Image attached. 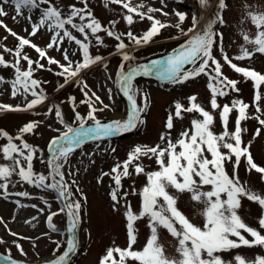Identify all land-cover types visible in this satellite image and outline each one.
Masks as SVG:
<instances>
[{
  "label": "snow or ice",
  "instance_id": "snow-or-ice-1",
  "mask_svg": "<svg viewBox=\"0 0 264 264\" xmlns=\"http://www.w3.org/2000/svg\"><path fill=\"white\" fill-rule=\"evenodd\" d=\"M79 3L82 6L73 3L65 11L53 0H0V17H9L5 6L11 5L15 13L11 19L17 21L18 17H23L29 22L31 28L30 32L28 28H24L23 31L27 33V37L22 36L9 28L3 19H0V28L18 41L14 48L0 44V49H2L0 67H10L14 70L11 79L0 75V84L9 83L12 98L22 96L25 101L22 105L15 106L0 103V111H30L47 101L48 97L43 85L48 81L36 78V73L42 70L53 72V68L49 67L51 65H55L58 69L54 75L64 80L59 88L62 89L68 83L75 81L84 97L79 103L86 105L88 109L86 115H82L77 110L76 98L69 97L74 113L73 123L69 124L59 105L53 104L47 108V114L54 113L65 130L57 129L59 134L52 137L47 145L49 155L46 173L37 172L34 169V160L42 150L24 140L25 134H34V131L41 125V121L27 122L18 129L16 136L7 130H0V139L7 141L0 145V155L5 161L0 163V196L29 197L31 195L26 190L10 192V185L15 183H25L40 190H50L55 194V199L62 202L63 207L57 211H50L46 215L47 228L52 232H57L59 229L53 222L54 217L63 213L68 218L66 232L69 235L66 248L60 253L62 245L54 241L56 243L54 257L47 260L45 264H70L71 254L79 248L77 232L81 221L82 200H86L87 197L83 195L77 180L69 179L79 171L77 169L73 172L70 158L87 142L102 141L117 134L127 133L145 123L144 115L149 105L148 95L142 92L134 82L137 77L153 75L171 84H183L202 75L207 77V88L211 93L210 105L213 110L220 109L223 131L217 134L212 130L215 122L214 115L198 103V96L193 94L187 98L189 101L187 107L179 100L174 102V112H169L166 118V131L160 135V141L166 142L164 146L161 143L155 146L136 145L129 152L126 160L116 162L110 172L101 173L98 183L107 176L115 185L109 193L113 202V210H117L116 205L122 199L126 201L124 215L128 243L124 248L108 247L101 257L100 264H128L129 261L136 262V264H264V255H257L250 260L237 254L232 261H226L220 255V253L242 246L264 248V232H262L264 212L258 219L259 229L248 225L239 215L242 199L245 198L257 203L264 210V193L242 182L238 174L243 160L246 164V171L250 173L254 170L264 181V166L254 161L250 151L251 142L246 144L243 140V134L247 132V129L242 127V122L255 119L260 125L255 130V136H259L261 128H264V118H262L264 107L261 106L264 104V92L261 91L264 87V72L258 71L251 65L242 67L233 62V60L252 61L257 54L264 55V10L259 8L253 10L251 6L245 5L246 12L241 23L250 20L256 31L252 35L249 31L242 29L244 43L240 46L239 54L230 58L221 44L223 33L219 32L216 27L225 23L223 13L229 7L228 0H218L213 16L200 31H196L200 19L197 16L192 17V25L186 31L181 27L187 18L186 13L175 12L178 17V23L175 25L162 22L157 18L155 13H160L165 17L169 15L164 11L165 0H160L161 7L159 8L146 5L144 0H140L139 3H134L133 0H104L105 7L109 4H116L126 10L122 18L129 26V30L125 32L116 31L117 20H110L105 26L89 7V0H79ZM210 3L211 0H199V5L204 9L210 7ZM25 10H27V15H25ZM34 10L38 11L36 21L32 20ZM136 17L141 22L145 19L151 22L150 27L139 35L131 30V26L137 22ZM172 26L179 29L182 35L189 36V33L192 35L164 58L129 65L127 69L125 64L121 63L113 82L129 102L126 117L103 122L98 113L110 109L111 105L104 103L100 95L91 91L86 80L77 79L83 71L104 59L99 54L91 53L93 40L96 46H104V40L99 33H106L108 37L117 41L115 48L122 61L131 62L135 60V57L125 51L128 47L125 38L136 46L147 45L153 42L163 29ZM44 29L49 34V40L42 47L33 42L31 37H36ZM74 32L79 33L80 37ZM3 40H7V36H4ZM66 41L77 46L76 51L80 53L79 59L70 58L69 50L63 47ZM26 47H30L38 54L36 59H32L24 51ZM217 49L225 64L241 74L245 81L253 82L254 96L251 104L239 98L222 106L218 103V98L227 97L230 93L238 94L240 89L238 80L231 79L223 73L224 65L215 55L214 50ZM49 50L59 52L63 62L61 59L50 56ZM76 51H73L71 56H75ZM4 53H8L13 59L6 60ZM22 61L26 62V68L22 66ZM103 67L107 68L108 65L105 63ZM107 92L111 100L112 89L108 88ZM28 96L33 98L28 100ZM138 97L142 102L138 103ZM250 108L255 109L252 115L249 114ZM233 111L237 112V116L234 130L230 131L229 117ZM184 113H196L200 118H193L190 121L191 127L183 129L178 139L173 141L171 131L174 128V120H182ZM96 147L99 148L98 143ZM111 151L115 152V148ZM87 155H92V153ZM142 157L149 159L155 157L158 170L145 172V166L140 163ZM228 163L232 164L231 174L226 168ZM130 167L134 168L137 176L145 174L147 177L146 185L140 190L142 200L141 210L138 213H135L131 204L127 203L129 193L124 191L122 195L119 194L123 188L122 180L132 175ZM13 176L18 177V180L13 181ZM205 186H209L210 190L204 191ZM169 188L177 193L188 192L194 202L204 204L205 207L200 213L205 218L202 227L192 223L178 208V196L170 194ZM135 193L136 189L133 187V194ZM15 203L20 208L26 207L19 199ZM44 203L51 208L47 200H44ZM31 207L37 208V205L33 204ZM38 211L44 213L45 209L39 208ZM143 218H147L150 235L142 249H134L133 246L138 238L135 224ZM35 219L37 218L32 217V220ZM27 222L31 223V221ZM4 223L3 218L0 217V224ZM5 227H7L6 224ZM161 228L166 229L177 240L178 258L167 255L164 245L159 240V229ZM7 231L14 238L19 235L10 229ZM243 233H247L251 239ZM4 243V239L0 237V244ZM12 243L17 247L21 256L27 255L17 240L14 239ZM7 253V255H0V264H23L21 260L12 257L10 248L7 249Z\"/></svg>",
  "mask_w": 264,
  "mask_h": 264
},
{
  "label": "rangeland",
  "instance_id": "rangeland-1",
  "mask_svg": "<svg viewBox=\"0 0 264 264\" xmlns=\"http://www.w3.org/2000/svg\"><path fill=\"white\" fill-rule=\"evenodd\" d=\"M54 3L61 6L65 11L69 5L76 3L77 6H82L79 0H53ZM134 3H139L140 0H133ZM218 0H211L210 7L207 9L202 8L199 5V0H185L183 3L176 0H165L164 11L169 15L167 17L162 16L160 13L154 15L162 22H168L171 25L178 23V17L175 12L186 13L187 18L182 24V28L186 31L192 25V17L197 16L199 24L196 31H200L213 16V12L217 7ZM144 3L149 6L161 7L160 0H144ZM229 7L223 13L225 20L224 24L217 25V30L223 33V40L221 42L224 52L229 57H234L239 54L240 46L244 43L242 39V29L249 31L250 34H255V27L251 24L250 20H246L243 23L246 8L245 5L251 6L254 10L259 8L264 10V0H228ZM196 5L199 9L191 7ZM89 7L93 10L95 16L107 26L110 20H117L116 31L125 32L129 30V26L123 20V15L126 14V10L116 4H109L105 7L104 0H89ZM5 10L9 12V17H0L8 25L9 28L16 31L19 35L26 36L27 33L23 31L24 28H28L31 31L29 22L23 17H18L17 21L11 19L14 15V10L11 5H6ZM146 10V9H145ZM25 10V15H27ZM38 18V11L33 12L32 20L36 21ZM131 26V30L139 35L143 31L150 27V21L147 19L142 22L139 18ZM80 37L79 33H75ZM99 35L104 40V46H96L93 40V46L90 51L93 55L99 54L104 59L97 65L92 66L90 69L81 73L80 77L87 81L91 91H95L101 96L102 100L106 104H110V109H106L102 113H98L99 118L103 122H108L112 119L125 118L126 114L121 117L116 115L127 113L129 105L127 104L126 97L120 93L117 86L114 84L118 66L121 63L125 64V67L129 65H135L140 63H147L153 59H161L166 57L172 52V50L178 47L181 43L189 38V36L182 35L176 27H167L163 29L153 42L136 46L125 38V43L128 47L125 49L129 54L135 57L134 61L123 62L120 54L116 51L115 45L117 41L114 38L108 37L106 33L101 32ZM7 36V40H3V37ZM33 42L40 46L47 44L49 40V34L46 29L42 30L36 37H31ZM18 41L9 35L3 28H0V44H4L9 48H14ZM63 47L69 50L70 58L77 60L80 58L79 51H76L77 46L74 43H68L67 41ZM251 48V46H249ZM2 51V49H0ZM32 59H36L38 54L26 47L24 50ZM76 51L75 56H71V53ZM218 59H221L220 51L214 50ZM5 59H13L8 53H4ZM49 55L57 59H61L59 52L55 50H49ZM44 62V61H41ZM238 66L246 67L251 65L258 71L264 72V55L257 54L252 61H236ZM108 67H103L104 64ZM223 66V73L231 79L239 81L238 87L240 92L230 93L227 97L218 98V103L222 106L226 103H230L233 99H243L249 104L253 101L254 88L253 82L245 81L241 74L232 70L221 59ZM24 68L27 67L26 62H21ZM53 68V72L40 71L36 73V78L48 81L43 85V88L47 94V101L38 105L35 109L30 111H0V130H7L13 136L17 135L18 129L24 124L30 121L39 120L41 125L34 131V134H25L24 140L28 143L38 146L42 152L38 153L37 158L34 160V169L37 172H47V157L49 155L47 151V145L52 137L58 135L56 131H64V126L56 119L54 113L47 114V108L51 105H59L64 113L67 123L72 124L74 120V113L72 111L71 102L69 97L74 96L76 98L77 110L82 115H86L87 106L80 104L79 101L84 99L81 93V89L76 85L75 81L68 83L64 88H59L60 84L64 83L63 78L54 75L57 71L55 65L49 66ZM14 70L12 68L0 67V75L7 79L13 77ZM111 76V79H109ZM207 77L201 76L196 79L189 80L183 84H171L166 81H161L158 77L142 79L138 78L134 82L144 93H147L149 99V105L146 114L144 115L145 123L138 125V127L126 135L117 134L112 137L105 138L102 141H90L87 142L82 149H77L76 152L70 158V165L73 172H76L74 177L69 179H76L78 186L80 187L86 200H82L81 221L79 230L77 232L79 248L71 254L70 264H100L101 257L106 253V249L110 246H119L121 248L127 247V229L125 219V200H121L116 205L117 210H113V202L110 198V190L115 187L114 182L110 177H103L102 182L98 183V178L102 172H110L111 168L116 162H123L127 159L130 151L133 150L136 145H149L155 146L161 143L162 146L166 142L160 141L161 133L166 131L165 123L169 112H174L173 104L179 100L186 107L189 106L188 97L196 94L198 96L197 102L200 103L206 110L214 115L215 122L212 130L219 134L223 131L222 122L220 118V109L213 110L210 105L211 93L207 88ZM112 89V99H109L107 89ZM264 92V87L261 89ZM91 95V92L89 93ZM33 97L28 96V100ZM142 102L138 97V103ZM0 103L10 105H22L25 103L22 96L12 98L11 87L9 83L0 84ZM264 107V104L261 105ZM39 113V115H37ZM255 113L254 108L249 109V114ZM182 120H174V128L171 131V138L173 141L178 139L179 133L185 129L190 128V121L193 118H200L196 113H184ZM237 112L233 111L229 117L228 128L230 131L234 130L235 119ZM91 123V122H89ZM75 126V125H73ZM242 127L247 129V132L243 134V140L247 144L251 142L250 151L253 155L254 161L261 166H264V128H261V134L255 136V130L260 127L258 121L255 119H249L242 122ZM6 139H0V145L6 143ZM19 143V141H16ZM97 143L99 148L96 147ZM115 148V152L111 149ZM179 150V149H177ZM84 153V155H82ZM92 153V155H87ZM206 155H209L205 153ZM209 158L210 155H209ZM167 159V158H166ZM94 161V162H93ZM2 155H0V163H4ZM140 163L145 166V172L158 170L155 157L149 159L148 157H142ZM229 174L232 172V164L226 165ZM132 175L129 178L123 179V188L120 191V195L124 191L129 193L127 203H130L135 213L141 210V195L140 190L147 183V177L145 174L137 176L134 172V168L130 167ZM239 177L242 182H246L254 190L264 193V181L261 180L260 174L254 170L250 173L246 171V164L242 160L238 170ZM13 181L18 180V177L13 176ZM133 187L136 189V193L133 194ZM26 190L31 193L29 197H16L0 196V217L3 218L4 224H0V237L5 241L4 244H0V255H7V249H11V255L14 259L21 260L23 264H45V262L54 257V250L56 249V243L60 242L62 245L60 253L66 248V240L68 239V233L66 232L68 218L66 214L61 213L57 217H54L53 222L57 225L59 231L52 232L47 228L46 215L50 211H57L60 207H63L62 202L55 199V194L50 190H40L25 183H15L10 185V192H18ZM204 191L210 190L209 186H205ZM168 191L174 196H178V208L191 220L192 223L203 226L205 218L200 213L204 209L203 203L194 202L191 199V194L188 192L177 193L174 189L169 188ZM19 199L22 204L26 205L24 208H20L16 205L15 201ZM44 200H47L51 205L48 208ZM37 205V208L31 207V205ZM39 208H44L45 212L40 213ZM264 210L255 203L249 200L242 199V206L239 209V215L250 226L259 229L258 219L262 215ZM14 217V218H13ZM32 217L37 219L32 220ZM27 221H31L28 223ZM5 224L7 227H5ZM138 232L137 243L133 246L134 249H142L146 244V241L150 235L149 228L147 227V218L138 220L135 224ZM8 229L18 233L17 237H12L8 234ZM264 232V230H262ZM47 233V235H44ZM247 238L251 237L247 233H243ZM17 240L22 245L26 256H21L17 247L12 243L13 240ZM159 240L164 245L167 255L178 258L176 247L178 242L173 238L166 229H159ZM35 245V247H33ZM55 253V254H60ZM237 254L244 256L247 259H254L257 255H264V248L261 247H240L227 252L220 253L226 261H232L233 257ZM118 259V255H117ZM128 264H136V262L129 261Z\"/></svg>",
  "mask_w": 264,
  "mask_h": 264
},
{
  "label": "bare ground",
  "instance_id": "bare-ground-1",
  "mask_svg": "<svg viewBox=\"0 0 264 264\" xmlns=\"http://www.w3.org/2000/svg\"><path fill=\"white\" fill-rule=\"evenodd\" d=\"M191 7H193V8H195V9H199L196 5H192ZM126 101H127V98H126ZM127 104L129 105V102L127 101ZM126 114V112L125 113H122V114H118V115H116L117 117H121V116H124Z\"/></svg>",
  "mask_w": 264,
  "mask_h": 264
},
{
  "label": "water",
  "instance_id": "water-1",
  "mask_svg": "<svg viewBox=\"0 0 264 264\" xmlns=\"http://www.w3.org/2000/svg\"><path fill=\"white\" fill-rule=\"evenodd\" d=\"M127 133H124V134H122V135H126Z\"/></svg>",
  "mask_w": 264,
  "mask_h": 264
},
{
  "label": "trees",
  "instance_id": "trees-1",
  "mask_svg": "<svg viewBox=\"0 0 264 264\" xmlns=\"http://www.w3.org/2000/svg\"><path fill=\"white\" fill-rule=\"evenodd\" d=\"M262 118H264V117H262Z\"/></svg>",
  "mask_w": 264,
  "mask_h": 264
}]
</instances>
